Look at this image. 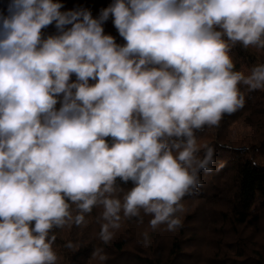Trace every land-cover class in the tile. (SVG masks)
<instances>
[{
    "label": "clouds",
    "instance_id": "clouds-1",
    "mask_svg": "<svg viewBox=\"0 0 264 264\" xmlns=\"http://www.w3.org/2000/svg\"><path fill=\"white\" fill-rule=\"evenodd\" d=\"M238 44L264 49V0H111L95 16L64 0H8L0 264H57L54 229L84 225L94 209L104 244L122 218L182 227L201 172L224 167L197 132L245 107L241 85L264 89V64L235 70Z\"/></svg>",
    "mask_w": 264,
    "mask_h": 264
},
{
    "label": "trees",
    "instance_id": "trees-1",
    "mask_svg": "<svg viewBox=\"0 0 264 264\" xmlns=\"http://www.w3.org/2000/svg\"><path fill=\"white\" fill-rule=\"evenodd\" d=\"M7 2L0 0V9H6ZM64 2L67 8L83 4L95 16L111 0ZM105 31L123 43L111 20ZM230 55L235 70L246 75L264 64V49L238 44ZM241 90L246 96L243 109L224 116L219 127L206 126L196 134L199 145L216 147V165L224 162V167L201 172L198 192L182 201V227L153 230L150 216H143V222L122 218L112 241L104 244L99 238L100 209H94L86 224L54 229L57 264H101L92 256L96 248L108 257L104 264H264V89L250 92L241 85ZM69 242L75 247H66Z\"/></svg>",
    "mask_w": 264,
    "mask_h": 264
}]
</instances>
